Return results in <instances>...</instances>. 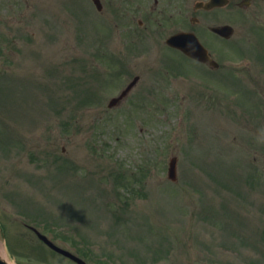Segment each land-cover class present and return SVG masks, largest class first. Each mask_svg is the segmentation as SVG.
I'll return each instance as SVG.
<instances>
[{
    "label": "rangeland",
    "instance_id": "obj_1",
    "mask_svg": "<svg viewBox=\"0 0 264 264\" xmlns=\"http://www.w3.org/2000/svg\"><path fill=\"white\" fill-rule=\"evenodd\" d=\"M255 16L233 24L213 73L148 33L136 46L109 38L91 0H0V233L19 264H61L29 226L113 264H264ZM229 58L256 64L232 74Z\"/></svg>",
    "mask_w": 264,
    "mask_h": 264
},
{
    "label": "flooded vegetation",
    "instance_id": "obj_2",
    "mask_svg": "<svg viewBox=\"0 0 264 264\" xmlns=\"http://www.w3.org/2000/svg\"><path fill=\"white\" fill-rule=\"evenodd\" d=\"M92 1L96 3V0ZM210 1L99 0V8L97 5L95 6L96 13L101 16L102 24L115 29V32H118L120 42L128 44L141 43L146 38L147 33L149 34L147 38L159 39L161 43H165L174 35L188 32L197 33V29L200 27L203 28V33H212L213 27L226 24L220 20L223 13H248L252 11L255 14H264V0H216L215 6L208 8ZM216 37L222 38L219 35ZM204 44L210 51L209 61L198 63L214 70L212 60L215 56L211 52L209 44ZM135 75L141 78L137 72Z\"/></svg>",
    "mask_w": 264,
    "mask_h": 264
},
{
    "label": "water",
    "instance_id": "obj_3",
    "mask_svg": "<svg viewBox=\"0 0 264 264\" xmlns=\"http://www.w3.org/2000/svg\"><path fill=\"white\" fill-rule=\"evenodd\" d=\"M188 53L191 55H194L191 51H188ZM170 175H171V178L173 179L176 178V160H174V162L171 165Z\"/></svg>",
    "mask_w": 264,
    "mask_h": 264
}]
</instances>
